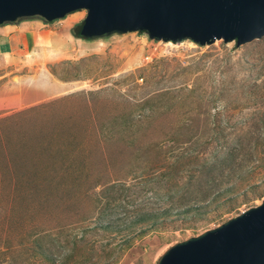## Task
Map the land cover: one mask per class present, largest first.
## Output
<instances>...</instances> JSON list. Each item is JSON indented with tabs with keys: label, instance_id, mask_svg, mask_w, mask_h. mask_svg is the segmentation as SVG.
I'll return each mask as SVG.
<instances>
[{
	"label": "rangeland",
	"instance_id": "374dc122",
	"mask_svg": "<svg viewBox=\"0 0 264 264\" xmlns=\"http://www.w3.org/2000/svg\"><path fill=\"white\" fill-rule=\"evenodd\" d=\"M86 17L0 57V264H157L264 198V36L84 40Z\"/></svg>",
	"mask_w": 264,
	"mask_h": 264
},
{
	"label": "water",
	"instance_id": "95a60500",
	"mask_svg": "<svg viewBox=\"0 0 264 264\" xmlns=\"http://www.w3.org/2000/svg\"><path fill=\"white\" fill-rule=\"evenodd\" d=\"M79 10L86 39L145 32L165 42L238 45L264 36V0H0V25L52 23ZM157 264H264V198L220 226L176 243Z\"/></svg>",
	"mask_w": 264,
	"mask_h": 264
},
{
	"label": "crops",
	"instance_id": "0c3cea01",
	"mask_svg": "<svg viewBox=\"0 0 264 264\" xmlns=\"http://www.w3.org/2000/svg\"><path fill=\"white\" fill-rule=\"evenodd\" d=\"M48 25V23H46ZM44 24V25H46ZM42 26L41 21L25 20L13 24L0 25V57L14 53V46L22 45L29 48L32 43L28 41L35 40L36 30Z\"/></svg>",
	"mask_w": 264,
	"mask_h": 264
},
{
	"label": "trees",
	"instance_id": "16d2710c",
	"mask_svg": "<svg viewBox=\"0 0 264 264\" xmlns=\"http://www.w3.org/2000/svg\"><path fill=\"white\" fill-rule=\"evenodd\" d=\"M17 22H19V21H17ZM47 23V22H46ZM53 23V22H52ZM83 24H84V21L83 22H81L80 24H78L75 28H77V31H75V28L72 30V33H73V35L75 36V37H77V38H81V39H84V40H90V39H86V38H84V37H81L80 36V30H81V28H82V26H83ZM141 34H145V32H140Z\"/></svg>",
	"mask_w": 264,
	"mask_h": 264
}]
</instances>
